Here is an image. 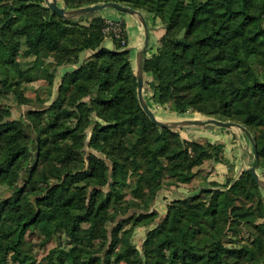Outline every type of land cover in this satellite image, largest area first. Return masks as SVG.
Returning <instances> with one entry per match:
<instances>
[{
	"label": "trees",
	"instance_id": "obj_1",
	"mask_svg": "<svg viewBox=\"0 0 264 264\" xmlns=\"http://www.w3.org/2000/svg\"><path fill=\"white\" fill-rule=\"evenodd\" d=\"M106 1L163 27L143 58L146 100L244 125L264 167V0L64 5ZM86 16L63 18L44 0H0V104L9 93L26 103L19 85L41 69L48 83L46 106L16 118L0 106V188L8 190L0 264H38L28 235L40 248L54 242L43 264H264V195L248 169L235 172L218 140L155 125L139 104L127 45L105 31L106 18ZM61 65L73 67L60 76ZM218 162L227 165L222 182L207 179ZM199 172L198 191L169 200L163 213L154 207L159 189L144 194L149 181L177 187ZM126 189L145 202L132 203ZM137 227L145 228L141 243Z\"/></svg>",
	"mask_w": 264,
	"mask_h": 264
},
{
	"label": "crops",
	"instance_id": "obj_2",
	"mask_svg": "<svg viewBox=\"0 0 264 264\" xmlns=\"http://www.w3.org/2000/svg\"><path fill=\"white\" fill-rule=\"evenodd\" d=\"M45 2L46 0H44V4ZM57 4L59 6L65 7L64 0H57ZM122 13L123 12L113 9V10H104V11L99 10L91 13L90 15L91 16L101 15L104 18H106V20L107 19L120 20L124 23L126 29V35H127V48L129 50V55L132 65H134L136 62L135 60L136 53L139 50V48L143 45V40H144L143 28L135 15L129 13H124V14ZM145 18L148 21L146 15ZM149 20L151 22V17L149 18ZM148 27H149V41L146 50H148V48H152V50L154 51L157 44V40L163 32V27L158 21H156L154 24H151V26L148 25ZM103 45L109 48H113V43L110 37L105 38V40L103 41ZM72 67L73 65L59 66L58 67L59 75L61 76L65 71L70 70ZM162 120H172V119H162ZM197 127H199V130H196V133H194V135L183 136V134H181L182 137L184 138L204 137L211 141L218 140L222 142L224 144V155L228 159L233 160L235 164V172L236 171L238 172L241 169L248 168L250 165H252L253 162L248 163L247 161L248 156L253 158L251 143L247 137H246L247 140H245V138L240 135V133H244V132H242L237 128H220L214 125L211 126L204 125ZM210 169L211 170L213 169V171L207 174V179L217 180L220 182L225 180V176L227 173V165L225 163L223 162L215 163V165H212ZM257 173L260 175L261 178L264 179V167L259 166V168H257ZM200 180H202L201 172L196 174V176L189 182L182 183L177 187L171 186L169 188L159 190L160 193H158V196L160 197L163 196V197L161 200L158 199V196L156 197L155 206H154L155 209L158 212L163 213L165 211L166 203L169 200L196 193L200 187V185H198V182ZM195 181H197V184ZM263 191L264 189H262V193L264 195ZM158 205L164 206V208L161 209V206L158 207ZM144 235H145V228L137 227L134 232V241L135 240L136 242H138V240L142 241Z\"/></svg>",
	"mask_w": 264,
	"mask_h": 264
},
{
	"label": "rangeland",
	"instance_id": "obj_3",
	"mask_svg": "<svg viewBox=\"0 0 264 264\" xmlns=\"http://www.w3.org/2000/svg\"><path fill=\"white\" fill-rule=\"evenodd\" d=\"M104 10H113V9L112 8H109V7L108 8L101 9V11H104ZM91 13L84 14V15H81V16L84 19L86 15H89V17H90L91 16L90 15ZM122 14H124V13H122ZM78 17H80V16H78ZM146 17L148 19V25L151 26L152 23L149 20L150 16H148L146 14ZM107 48H109V47H107ZM110 49H112V48H110ZM260 50L261 49L259 48L258 51H260ZM152 52H153L152 48H148V50H146V55L149 56ZM21 58H23V57H21ZM24 59H26V58H24ZM44 67L45 68H48L49 67V64L46 63V65ZM134 69H135V66H134ZM42 70L43 69H41L38 72V78L37 79L32 80V81H29V82H23V83H21L19 85L20 88H23L25 90V94L28 97V100L26 101V103H23L22 105H19L16 102L15 97L11 93L5 95V97L1 100L2 102H1L0 106H2L3 108H9L10 111H11V117L12 118H16L19 115L24 114L30 108L37 109L40 105L46 106L45 104H41L43 98L46 97V94H45L44 91H45L46 86L48 84L43 79V77H41V78L39 77V75H40V73H41ZM144 95H146V97L148 96V92L145 91V89H144ZM147 101H148V103L150 102L149 105L151 104V106L153 107V109L157 113V116L160 117V119L178 120V119H182V118H202V119H206L207 118L206 116L201 115L199 113L174 114L172 111H169L165 106L153 104L149 98H147ZM208 126H211V125H208ZM177 129H179L180 134H183V136H189V135H194V133H196V130H199V127L194 126V125H184V126L178 127ZM186 129H188V130H186ZM199 132H197V133H199ZM240 135L242 137H244L245 140H247V138L244 135V133H240ZM247 161H248V163L249 162L251 163V162H253V158L248 156ZM123 179L124 180H127L126 177H123ZM31 184L34 185V186H42L40 183H38L34 179L31 180ZM162 184H163V181H161L159 183L156 182V181H149L146 184L145 193L144 194H148L151 191H155V190L157 192L158 189L159 190L166 189V187H164ZM126 190L127 191H126L125 194H126V196L129 199L131 198V200H132L131 202L132 203H136V202H142V203H144L145 202L146 195L142 194L141 192H139L137 190H131V189H126ZM7 193H8V190L6 188H3V187L0 188V196H5ZM158 193H160V191L157 192V196H158ZM162 197L163 196H161V197L158 196V199L161 200ZM160 206L161 205H158V207H160ZM163 208H164V206H161V209H163ZM165 208H166V206H165ZM3 225L5 227H7L6 224H4L3 222H0V226H3ZM86 226H87L86 224H83L82 225V228H81L82 237H83L84 240H86V242H89V238L87 236V227ZM27 238L31 239L32 244L34 245L33 252L36 255V260H37L38 264H43L42 261H41V257L44 255V253L49 248H51L54 245V242L53 241H50L49 243H47L45 245V248H40V247L37 246V244L39 242V239H38V237L36 235H31V238L28 235ZM7 240H8V238H6L5 236L3 237L2 235H0V242H7ZM137 243H141L140 240H138ZM78 244H79L78 241L73 243V245L76 248L80 246ZM75 252H76L77 255L79 254L78 253V250H76ZM78 264H83V263L80 262V261H78ZM120 264H122V263H120Z\"/></svg>",
	"mask_w": 264,
	"mask_h": 264
},
{
	"label": "water",
	"instance_id": "obj_4",
	"mask_svg": "<svg viewBox=\"0 0 264 264\" xmlns=\"http://www.w3.org/2000/svg\"><path fill=\"white\" fill-rule=\"evenodd\" d=\"M45 5L57 15L63 18H75L84 14L93 13L104 8H113L117 11L123 13L133 14L139 20L144 34L143 45L139 48L135 56V76L137 82V98L143 112L147 117L157 126L168 127V128H178L184 125H194V126H204V125H214L220 128H237L244 132L246 137L251 143L252 153H253V163L247 169L252 175V177L257 182L261 189H264V179L260 177L257 173V168H259V158L257 153L256 144L254 142L251 132L242 124L235 121H224L217 119L215 117L202 118H183L179 120H162L156 117L155 113L148 104V101L144 95V69H143V58L149 41V27L145 15L139 9L133 8L129 5L122 4L115 1H106L100 3H93L89 5L80 6L77 8H65L57 4V0H46Z\"/></svg>",
	"mask_w": 264,
	"mask_h": 264
},
{
	"label": "built area",
	"instance_id": "obj_5",
	"mask_svg": "<svg viewBox=\"0 0 264 264\" xmlns=\"http://www.w3.org/2000/svg\"><path fill=\"white\" fill-rule=\"evenodd\" d=\"M105 31L111 32L116 38L121 39L122 45H127V40H125L126 29L122 21L120 20H109L107 19V25Z\"/></svg>",
	"mask_w": 264,
	"mask_h": 264
},
{
	"label": "bare ground",
	"instance_id": "obj_6",
	"mask_svg": "<svg viewBox=\"0 0 264 264\" xmlns=\"http://www.w3.org/2000/svg\"><path fill=\"white\" fill-rule=\"evenodd\" d=\"M149 103H150V102H149ZM149 103H148V104H149ZM149 106L151 107V109L153 110V112L156 113L155 110L153 109V107L151 106V104H150ZM155 115H156L157 118H160L159 116H157V113H156ZM164 118H165V117H164ZM182 119H183V118H182ZM178 120H179V119H178Z\"/></svg>",
	"mask_w": 264,
	"mask_h": 264
}]
</instances>
